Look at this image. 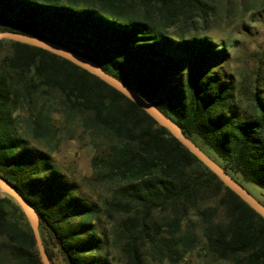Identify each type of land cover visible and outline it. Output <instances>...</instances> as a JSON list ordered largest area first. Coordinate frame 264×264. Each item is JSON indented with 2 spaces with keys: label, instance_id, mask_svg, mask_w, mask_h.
<instances>
[{
  "label": "trees",
  "instance_id": "trees-1",
  "mask_svg": "<svg viewBox=\"0 0 264 264\" xmlns=\"http://www.w3.org/2000/svg\"><path fill=\"white\" fill-rule=\"evenodd\" d=\"M0 0V31L56 43L94 61L206 147L232 177L264 190V101L243 116L233 86L217 69L229 56L210 37L171 28L184 7L202 0ZM57 96V97H56ZM56 107L80 118L97 154L94 182L112 187L114 214L82 194L45 150L55 138ZM59 106V107H58ZM26 109L28 117L17 115ZM203 146V147H202ZM204 150V149H203ZM205 151V150H204ZM208 154V153H207ZM0 175L35 208L48 256L66 264H148L146 249L180 264L199 242L227 264H264V218L173 134L124 94L42 48L0 41ZM0 264H43L21 206L0 195Z\"/></svg>",
  "mask_w": 264,
  "mask_h": 264
},
{
  "label": "rangeland",
  "instance_id": "rangeland-1",
  "mask_svg": "<svg viewBox=\"0 0 264 264\" xmlns=\"http://www.w3.org/2000/svg\"><path fill=\"white\" fill-rule=\"evenodd\" d=\"M202 11L196 8L184 7L177 15L175 24L171 28L163 26L165 19L157 11L152 12V19L164 32L171 35H181L186 38L210 37L218 46L226 47L229 56L219 62L217 69L227 78L233 86L234 104L240 108L243 116H251L256 113L255 95L259 93L264 101V0H202ZM138 14L143 13L141 0H137ZM57 97V96H56ZM55 112L52 114L54 134L56 135L51 146L54 147L58 140L60 143L57 150L50 151L45 148L55 162L58 169L64 173L69 180L76 183L83 195L98 201L107 214V209L114 214L115 219L108 222L102 219V224L110 232L123 218L120 213L112 210L111 202L116 198L112 187L98 185L94 182L92 159L98 153L89 131L85 130L80 118L69 119L57 107L60 100L55 99ZM59 107V106H58ZM21 117H28L26 109L17 112ZM203 147V146H202ZM206 153L213 158L214 155L203 147ZM234 178L256 199L264 204V190L260 187L246 182L241 176ZM0 195L8 196L0 189ZM199 242L194 250L186 257L188 264H227L218 261L210 253L206 239L200 228ZM119 264L121 254L114 253ZM146 260L148 264H169L167 261L161 263L151 257L149 249H146ZM56 264H66L61 256L55 258Z\"/></svg>",
  "mask_w": 264,
  "mask_h": 264
},
{
  "label": "water",
  "instance_id": "water-1",
  "mask_svg": "<svg viewBox=\"0 0 264 264\" xmlns=\"http://www.w3.org/2000/svg\"><path fill=\"white\" fill-rule=\"evenodd\" d=\"M5 39L21 43H27L47 50L62 58H65L74 63L75 65L99 77L101 80L105 81L107 84L124 94L128 99L136 103L148 114H150L156 121L159 122L161 126L168 129L174 137H176L200 161H202L211 171H213L225 183L228 188L235 192L244 202H246L250 207H252L257 213H259L264 218V204H262L258 199H256L234 177H232L228 172H226L199 145H197L191 139L186 137L182 132V129L170 117L160 111L157 107H155L151 102L146 100L135 90L128 87L118 78L105 72L103 68L96 64L94 61L85 58L73 51H70L56 43L38 37L30 36L24 33L0 31V41ZM0 189L4 191L9 197L13 198L21 206L32 228L43 264H52L41 236L40 218L35 208L2 175H0Z\"/></svg>",
  "mask_w": 264,
  "mask_h": 264
},
{
  "label": "built area",
  "instance_id": "built-area-1",
  "mask_svg": "<svg viewBox=\"0 0 264 264\" xmlns=\"http://www.w3.org/2000/svg\"><path fill=\"white\" fill-rule=\"evenodd\" d=\"M180 264H188V260H187V258H184V259L180 262Z\"/></svg>",
  "mask_w": 264,
  "mask_h": 264
}]
</instances>
